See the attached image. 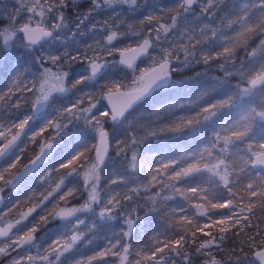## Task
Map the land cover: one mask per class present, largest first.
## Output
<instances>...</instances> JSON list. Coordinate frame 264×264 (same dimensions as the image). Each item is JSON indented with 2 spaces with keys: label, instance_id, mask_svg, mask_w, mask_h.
<instances>
[{
  "label": "snow or ice",
  "instance_id": "obj_1",
  "mask_svg": "<svg viewBox=\"0 0 264 264\" xmlns=\"http://www.w3.org/2000/svg\"><path fill=\"white\" fill-rule=\"evenodd\" d=\"M70 4L17 0L12 10L0 11V52L18 46L31 52L56 42L63 48L34 56L36 72L27 73L31 79L22 77L19 68L9 69L11 84L0 94V101H10L11 109L0 115V192L29 173L39 175L41 165L49 168L51 163L40 176L44 183L53 173L70 169L14 222L0 221V257L16 252L10 264H177V258L193 264V257L201 264H227L215 253L231 233L243 237L231 250L234 264H264V132L257 136L253 130L257 123L264 128V102L246 103L257 92L264 96V0H247L231 9L226 0H175L172 7L158 8V14L141 20L147 27L133 33L135 46L114 44L126 33L105 21L103 42L94 39L73 52L67 50L68 36L75 41L85 35V21L94 13L114 5L135 11L138 0H91V7L78 13L71 26L65 15ZM194 6L199 7L198 17ZM100 24L87 30L95 32ZM257 39L258 46L251 47L249 41ZM141 57L147 67L137 65ZM212 61L225 78L238 77L239 82L233 86L225 79L216 95L197 99L173 78L185 68ZM228 62L231 68L225 67ZM74 63L83 65L78 74L70 71ZM3 64L0 58V70ZM118 65L131 71L130 81L116 78ZM72 90L75 98L68 100ZM161 90L178 94L148 112L140 111ZM58 99L67 102L57 107ZM49 129V139L39 143L35 158L8 177L24 147L38 143L37 137ZM184 139L193 140V145L175 147ZM170 140L173 147L167 149L143 147ZM110 150L119 158L120 169L108 173L102 185V173L113 165ZM82 158L91 163L77 164ZM53 193H59L55 201L50 200ZM80 196L85 197L83 203L69 206L68 197ZM175 197L183 203L163 207ZM59 201L64 206L57 210ZM37 208L42 214L23 223ZM153 213L163 214L167 226L141 246L137 233L146 229ZM257 219L260 223H254ZM51 221L61 224L42 244L36 233ZM107 228L113 229L110 237ZM213 228L218 229L215 235ZM101 232L106 243L83 254L81 246L93 245ZM192 244L196 246L189 251Z\"/></svg>",
  "mask_w": 264,
  "mask_h": 264
},
{
  "label": "trees",
  "instance_id": "obj_2",
  "mask_svg": "<svg viewBox=\"0 0 264 264\" xmlns=\"http://www.w3.org/2000/svg\"><path fill=\"white\" fill-rule=\"evenodd\" d=\"M227 7L231 9L234 4L236 5H243V0H226ZM245 2V1H244ZM175 3V0H138V7L135 11L130 10V6L128 5H114L112 7L104 8L96 13H94L93 17L90 18L89 21L85 22V35L83 36H77L75 38V41L73 38H70L68 36V48L67 50L69 52H73L75 48L84 49V45L86 43H94V39H100L103 42V36L101 35L102 32V24L106 21L110 26L113 27L114 30H116V26H119L118 31L126 33H135V32H142L143 29L147 27L146 22L141 23V20L144 19L147 15L150 14H158L157 9L162 7H172ZM80 4V5H79ZM76 6H72L70 4V7L65 9V15L67 17V23L71 26L72 24L76 23L77 21V14L74 13V9L76 8L77 11L85 12V10H88L91 7V1L90 0H84L83 2L79 3ZM198 11L195 10V17H198ZM194 17V19H195ZM95 21L101 22L100 25L97 26V31L91 32L88 31V27H90L91 24H95ZM202 26V25H201ZM217 27H221L219 23L216 25ZM224 30L227 31L226 25L224 26ZM126 35L122 38L120 37L119 42H117V46H126V44H132L135 45V38L131 40V43L128 42L126 38ZM124 44V45H120ZM249 44L251 47L256 48L259 44V40L249 41ZM241 46L238 45V50ZM50 50L53 48H60L63 50L62 46L59 42H56L55 45L50 46ZM40 51L36 50L33 54L25 55L23 52L19 56H13V57H5L4 59H16L14 61L15 66L13 63H11V67H3V70H0V94L7 91L8 87L11 84V80L9 78V69L12 67L19 68L22 70L21 76L26 77L27 79H31L30 76H27V73L29 71L35 73L36 69L32 65V59L34 56L39 55ZM99 54V53H97ZM244 54L242 51H240V59H244ZM117 59V55L115 57ZM181 59H183V55L181 54ZM7 60V61H8ZM118 60V59H117ZM144 60V59H142ZM141 60V61H142ZM5 61L6 64L8 62ZM141 61L137 64L138 66L141 64ZM12 62V61H10ZM5 64V65H6ZM83 67L80 63H74L71 67V73L76 74L75 72ZM226 68H231V62H228L225 64ZM66 70H69L66 68ZM196 73H201L202 75L193 80L192 78L195 76ZM114 74L116 78L124 77L126 81H130L131 79V71L124 67L123 65H118L114 69ZM174 79L177 81H181L184 85V91L191 93L193 96H195L197 99H199L201 96H203L205 99L210 98L211 96H214L217 94L218 91L221 90L223 81L225 79L228 80V82L231 85H235L239 82V78H225L223 71L217 66V63L215 61L210 62L209 65H196L193 67L185 68L180 72L174 73ZM219 81V82H218ZM72 94L75 96L76 92L75 90H72ZM178 93L175 90H161L158 94L154 95L151 101L147 104H144L141 106L140 111L148 112L150 111L154 105L158 106L161 105L169 100H171L173 97H175ZM15 99V97H13ZM31 101V97L29 94V103ZM63 99H58L56 101V104H62ZM264 102V96H261L258 92L255 96L251 98H246V103H249L253 106L258 105L259 103ZM10 101L7 99L0 101V115L5 114V110L11 111V109L8 108V104ZM24 107H27V105H24ZM110 127V126H109ZM254 132L259 136L262 132H264V128H262L258 123L254 125L253 128ZM117 135H120V133H117ZM208 136L211 135V133H207ZM70 139V138H69ZM41 140H44L41 139ZM39 142L33 143L32 148L27 151V154L23 158V162L16 166L13 170V175H16L18 172H20L25 165L32 157H34L39 150ZM194 143L191 139H184L176 143L175 147H190ZM143 147L145 148H151L153 150H160V149H167L170 147H173V142L170 140L167 145L165 144H156V143H148L145 144ZM150 155V153H148ZM110 155L113 157L115 155L114 152L111 151ZM90 160V159H89ZM50 161H52V158H50ZM85 163V162H84ZM51 167V163L49 164V168ZM45 167H41L37 172L29 176L24 182H22L18 187L12 188L11 185L6 187L4 189V193L6 195V202L5 206L2 209L8 210L13 209V212L8 214V217L10 218L9 221L14 222L15 219L19 216L20 213L26 212L29 207L32 206L33 203H39L40 199L42 198V195L46 194L49 191H52V189L55 188L56 184L59 182V180L66 176L68 169H61L59 175L56 173H53L51 178L46 182H41L40 176H43L45 172H43V169ZM48 168V171H49ZM120 169L119 163H115L114 167L113 165L107 170V172L102 173V185L104 183V178L108 173L116 172ZM147 172L144 170V176L146 177ZM144 177H141V180H143ZM67 182V181H66ZM77 185L80 184V179H77L74 181ZM63 187V186H62ZM59 193H53V197L50 198V200L55 201L56 197ZM32 197L31 200L28 198ZM145 199L147 196L144 197ZM70 201V205L78 206L79 204L83 203V200L85 199L84 196H80L79 199H73L72 197L67 198ZM159 204V200L157 201ZM178 203H183L182 198L175 197L172 200L168 201L167 204L163 205V207H167L168 205H172L173 207L176 206ZM195 203V201L193 202ZM51 205H49L50 207ZM64 206V201H59L57 205V210L60 207ZM1 211V212H2ZM42 214L40 213V209L37 208V211L33 213L31 216L28 217V220L25 221V223H28L29 221L33 220V218H38V215ZM143 215V213H141ZM154 219L149 221L148 226L145 228H142L137 233V240L136 243L143 246L144 243H149V237L152 236L155 232L160 231L162 232L164 228L167 226L165 224L164 215L160 214L157 215L155 213L152 214ZM51 219V218H50ZM106 224H111L115 222H104ZM122 223V221H121ZM254 223H260V220L257 219L254 221ZM60 221H51L48 223L46 228H41L37 233L36 236L38 239H40V242L43 244L46 241H49L53 236V231L56 230L60 226ZM185 228H187V225H185ZM176 231H180L181 229L177 227L175 229ZM112 228L106 229L107 236L112 235ZM115 231H119V228H116ZM213 235H215L218 232L217 228H213ZM201 239H203V234H198ZM242 236L239 237H233L231 236V233H229L228 239H226L222 245V250L216 252L217 259H220L222 262H227V264H234V257L231 255V250L236 249L238 246H240V240L242 239ZM199 241H197L198 243ZM106 243L105 239V233L101 232L96 239L94 240L93 245L84 247L81 246V252L86 255H90L91 251L93 249H99L101 246H103ZM196 245L192 244L189 245V251H191L192 248H194ZM42 250V249H41ZM32 254L35 255V250L32 251ZM17 255L16 252H11L10 256H4L0 257V264H10L13 257ZM115 259V258H113ZM177 264H182V262L177 258ZM193 264H201V259L198 257H193Z\"/></svg>",
  "mask_w": 264,
  "mask_h": 264
},
{
  "label": "rangeland",
  "instance_id": "obj_3",
  "mask_svg": "<svg viewBox=\"0 0 264 264\" xmlns=\"http://www.w3.org/2000/svg\"><path fill=\"white\" fill-rule=\"evenodd\" d=\"M84 0H71V5L72 6H76V5H78L79 3H81V2H83ZM91 1V0H90ZM247 2V0H243V3H245V2ZM16 4H17V0H0V11H3L4 9H8L9 11L10 10H12L15 6H16ZM80 5V4H79ZM105 8H108V7H105ZM195 10L196 11H198V14H199V7H196L195 8ZM87 12V10H85V12H83V13H86ZM74 13H76V14H78V13H82V12H80L79 10L77 11V9L75 8L74 9ZM87 21H89V20H87ZM86 22V21H85ZM97 21H95V23H96ZM70 38H72L71 36H69ZM135 37L133 36V34H131V33H128L127 35H126V38L125 39H127L128 40V42H130L131 43V40L132 39H134ZM121 45V44H120ZM123 45V44H122ZM127 45V44H126ZM50 46L51 45H47L46 46V48L45 49H39L38 51H40V52H43V51H45V50H50L51 48H50ZM125 46V45H124ZM118 47H119V45H118ZM25 53V55H30V54H33L34 53V51H31V52H29V51H26L25 49H23L22 47H17L16 49H14V50H8L7 51V54H5L4 52H0V58H2L3 59V61H4V64H3V67H8V66H10L11 67V63H13V65L15 66V64H14V61L16 60V59H10V60H8V59H4L5 57H7V56H9V57H15V56H19L20 54H22V53ZM36 52V51H35ZM108 59H113V57H108ZM8 60V61H7ZM5 61H7L8 62V64H6L5 63ZM10 61H12V62H10ZM6 64V65H5ZM148 66V62L147 61H145V62H141V64L139 65V67L140 68H144V67H147ZM82 69V67L80 68V69H78L75 73L76 74H78L79 72H80V70ZM66 70V69H65ZM23 77V76H22ZM237 84V83H236ZM235 84V85H236ZM67 97H68V100H71V99H74L75 98V96L72 94V91L71 92H69L68 94H67ZM67 102V100H63V102H62V104L63 103H66ZM55 106H60V104H57V105H55ZM51 131V129H49V130H47L45 133H43L42 134V136L41 137H37V141H40L39 143H42V142H44L45 140H48L49 139V137H48V132H50ZM44 138V140H41V139H43ZM32 146H33V143H28L25 147H24V150H23V155L21 156V158H20V161H19V163H17V165H19L20 163H22L23 162V158L25 157V155L27 154V151L28 150H30V148H32ZM38 152H39V150H38ZM54 156H58L59 155V153L57 152V153H54L53 154ZM85 162V163H84ZM81 163H84L85 165H87V164H89V163H91V160H88V161H84L83 160V158L81 159V161H77V164H81ZM115 163H119V158L118 157H116L115 155L113 156V167H114V164ZM26 164V163H25ZM16 165V166H17ZM76 165H73L72 167H75ZM13 170L14 169H12L11 170V172L8 174V177H10V176H12L13 175ZM68 170H70V169H68ZM48 171V168H44L43 169V172H47ZM19 173V172H18ZM17 173V174H18ZM16 174V175H17ZM8 177H6V178H8ZM59 210V209H58ZM13 212V209L11 208V209H8V210H3L2 212H0V221H3L4 223H7V222H9V217H8V214H10V213H12ZM18 218V217H17ZM16 218V219H17ZM23 223H25V221L23 222ZM0 226H3V224H0ZM11 251V250H10Z\"/></svg>",
  "mask_w": 264,
  "mask_h": 264
},
{
  "label": "water",
  "instance_id": "obj_4",
  "mask_svg": "<svg viewBox=\"0 0 264 264\" xmlns=\"http://www.w3.org/2000/svg\"><path fill=\"white\" fill-rule=\"evenodd\" d=\"M117 39H118V38H117ZM114 42H115V41H114ZM114 42H113V43H114ZM134 46H135V45H134ZM142 58H143V57L137 59V61L140 60V59H142ZM137 61H136V62H137ZM110 153H111V150H110ZM34 158H35V157H33L32 159H34ZM32 159H30L25 165L29 164L30 161H31ZM25 165H24V166H25ZM24 166H23V167H24ZM41 167H43V165H41ZM22 170H23V168H22ZM22 170H21V171H22ZM38 170H39V169H38ZM38 170H37V171H38ZM21 171H20V172H21ZM20 172H19V173H20ZM19 173H18V174H19ZM34 173H35V172H34ZM34 173H29L28 176H26V177L24 178V180H22L19 184H17L15 187H12V186H11V187H12V188H16V187H18L22 182H24L29 176H31V175L34 174ZM18 174H17V175H18ZM5 202H6V195H5L4 192H0V212H1L2 209L4 208V206H5Z\"/></svg>",
  "mask_w": 264,
  "mask_h": 264
},
{
  "label": "flooded vegetation",
  "instance_id": "obj_5",
  "mask_svg": "<svg viewBox=\"0 0 264 264\" xmlns=\"http://www.w3.org/2000/svg\"><path fill=\"white\" fill-rule=\"evenodd\" d=\"M194 8H196V6H194ZM119 39H120V36H118V39H117V41H115L114 42V44H116L117 42H119ZM122 45V44H121ZM124 45V44H123ZM46 46L47 45H45V48H46ZM119 47H121V46H119ZM122 47H124V46H122ZM117 59L119 60V54H117ZM142 59H144V58H142ZM142 59H140V60H138L136 63L138 64ZM124 67H126V66H124ZM173 78H174V74H173ZM35 157V156H34ZM33 158V157H32ZM31 158V159H32Z\"/></svg>",
  "mask_w": 264,
  "mask_h": 264
}]
</instances>
